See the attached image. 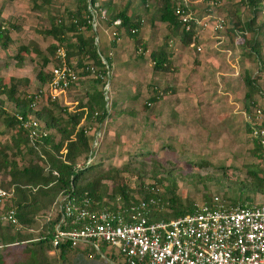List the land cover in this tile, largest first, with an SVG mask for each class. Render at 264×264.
<instances>
[{
    "label": "rangeland",
    "instance_id": "374dc122",
    "mask_svg": "<svg viewBox=\"0 0 264 264\" xmlns=\"http://www.w3.org/2000/svg\"><path fill=\"white\" fill-rule=\"evenodd\" d=\"M133 1L141 2L140 0H130L129 3L132 5ZM159 1L147 0L145 4L139 3L142 8L139 16L143 15L142 18L144 19L147 17L149 25L151 20L156 21L155 11L160 4ZM78 2V0H0V10L2 13V16L0 13V29L2 27L7 32L8 38L11 41L10 47L13 48L15 53L16 51L18 53L19 47L26 48V51L21 55V61L15 58L16 54L14 56L9 54L8 57H4L6 47L2 46L0 40V66L4 65L2 67L9 69L5 70L7 76L2 75L0 77L1 82H4L7 86L13 84L20 94H36L38 85L34 80V76L38 70L42 54H45L50 60L46 66L47 72L55 61L54 55L48 51V48L50 45H56L57 42L53 37L47 35L46 32L49 30L52 22L62 21L65 25H69L71 20L67 18L66 11L73 12ZM115 2L121 8L123 6L121 2H125V0H116ZM208 2L212 3V6L209 8H213L210 12L208 11V6L204 5L207 1L206 3H202L197 9L199 10L200 8L199 12L219 15V17L224 19L225 26L218 30L220 32L217 35L220 39L222 37L223 41V44H219V46H226L231 52L230 59L237 60L239 58L240 62L233 68L225 64L223 60L222 65L216 66L217 68L209 71L211 72V82L206 84L205 87H202L200 79L198 80V75L203 73L204 76L207 73L204 69L203 71H199L197 81L191 83L195 77L188 79L187 75L188 73L194 74V71L197 69L200 53L194 48L190 49L188 45L182 47L181 45L184 43L180 42L179 36L176 35L177 37L173 38V46L177 45L178 48L173 53H166L169 60L168 72L154 71L150 54L146 64L139 67L134 66L136 68H133L135 69L132 71L134 79L131 81L134 84L128 85V89L130 90L128 91V97H126L127 107L121 108L119 104V102L124 101L125 92L118 88L112 97L114 98L113 107L109 108L106 105L109 113L106 119L111 116V111H113L112 113L116 112V114L117 112L118 114H126L127 112L128 125L122 124L119 127L113 125L110 130H106V134L103 137L96 130L97 124H95V127L92 128L89 134L90 142L96 143L93 150L94 161L99 162L103 170L117 168L121 171L122 184L127 186L133 199L142 198V190L145 191L146 187L154 185L158 196L165 206L168 205L167 200L172 195L183 204L189 202L196 207L203 205L207 201H213L214 198L230 204L231 200H237L239 197V184L250 181L251 178L248 172L255 171L264 175L262 158L254 153V144L249 137L250 133L247 132L245 124L249 122L250 124L257 123L264 125V97L262 95L255 96V109H260L261 112L259 114L253 109L250 119H247L244 115L243 105L245 94L243 78L245 74L255 77L258 75V72H262V69H264V41L260 58L255 54H248L250 53L249 47L247 49L239 47L242 40L238 38L241 34L237 31L238 21L243 22L242 20L246 21L251 18V10L246 8L244 0H209ZM148 3L152 5H147ZM262 6L261 4L260 7ZM213 21H211L209 27L213 26ZM259 24L263 25L261 29L264 32L263 8L257 11L254 26H258ZM74 34L68 33L65 36L74 43ZM161 34L163 33L161 32ZM124 35L126 36V34ZM247 35L245 37L248 39L252 36L250 34ZM98 36L99 42H101L100 48L104 55L105 51L102 47L103 36L99 34ZM220 39L214 40L220 42ZM142 40L143 38L141 37L139 44H136L135 40H132L129 57L126 58L127 61L125 60L128 66L131 65L130 61L140 58L141 55L138 56L140 52L148 49L147 43L141 45ZM160 44H165L164 36H162ZM65 46H67V43H65ZM156 47L157 45L154 43L151 53L156 50H163L161 47ZM36 51H39V53ZM218 53L216 52V54ZM173 56H175V60L172 59ZM77 58L79 56L74 54L70 62L74 65L78 61ZM179 67L182 68L183 75L181 74L178 77L177 84L179 86L183 85L180 89L183 93L181 95L183 99L179 101L169 100L166 103V107H169L171 110L173 109L171 104L178 102L177 104L179 105H185L190 108L194 107L195 110L192 111L184 106L186 108L185 111L192 115L183 117L182 122L177 119L171 123V120L168 119H174L171 115L172 113H170L168 119L160 117V115L155 116L153 109L156 110V107L154 101L150 100V97H155L157 94H161L160 100L164 98V95L167 98L170 97L171 94H169L170 92L168 93L169 89L165 86L168 83H172V81H169V74H174V70H178ZM220 68L225 71L227 70L229 74L232 72L235 74L239 72V74L234 75L235 81H230L229 85L225 87L223 81L218 82L217 78H215L219 75ZM17 69L20 70L19 74L22 78H18V75L13 73L17 72ZM184 71H186V74H184ZM258 78V83L264 92V82L261 79L263 76L258 75ZM24 80H27V84L24 83ZM121 86L119 82V87L122 88ZM156 86H158L157 90ZM163 87L165 88L162 89ZM95 88L99 91L102 86L91 75L83 76L79 74L78 81L69 90L65 101H62L63 105H65V108H69L71 112L75 111L76 104L71 103L77 99L79 103L83 104L88 97L87 94H90L86 89L91 92ZM225 90L226 93L230 94V97L232 96L231 99L229 98L228 100L229 96L225 95ZM111 91L107 96V101L111 96ZM204 94H208L210 97L213 96L216 105L222 103L224 107L221 108L220 105L216 106L213 104L217 107V110H220L218 112H211L210 99H203L205 98ZM0 102L2 109L10 113V115L16 114V110L9 100L6 99L5 94L0 96ZM224 111L228 117L220 113ZM96 113H99L98 109H96ZM16 130L17 127L9 129V127L0 121V143H9L11 136ZM52 134L54 135L53 138L58 140V136L54 133ZM30 159V155H25L24 160L26 162ZM17 160L20 163H24L20 158H17ZM172 180H174L175 184L174 189L170 185ZM104 184L108 186L107 193L110 192L112 182L107 181ZM247 203L253 204V206L261 203L264 204V196L257 193ZM98 247V259L88 257L90 258L88 259L90 260L89 264L123 263L121 258L118 257L119 255L116 253V250H112L107 246L103 247L102 244H98ZM87 253L88 255L93 254ZM50 254L57 256L55 251H52ZM75 258L76 255H73L72 259Z\"/></svg>",
    "mask_w": 264,
    "mask_h": 264
},
{
    "label": "trees",
    "instance_id": "16d2710c",
    "mask_svg": "<svg viewBox=\"0 0 264 264\" xmlns=\"http://www.w3.org/2000/svg\"><path fill=\"white\" fill-rule=\"evenodd\" d=\"M78 1L73 12L66 11L69 20L76 18L75 23L65 25L60 21L52 22L50 25L46 34L53 37L57 44L50 45L48 51L55 56L57 47H64L69 62L74 54L80 55L82 58H79L78 63H74V70L78 75L90 76L89 72H85V68L92 67L96 72H104L105 67L98 54L95 38L84 39L80 34L81 29L88 30L89 27L85 26L87 1ZM95 1L97 0H91L92 3ZM140 1L143 4L147 3V0ZM244 1V4L251 10V18L245 22L238 21L237 31L241 33L239 37L242 39V48L247 49L249 47V54H255L260 58V42L257 35L263 25L254 26V24L257 11L261 9L260 5L264 0ZM159 2L155 18L161 23H166L168 31L172 35H178L180 41L185 45L196 42V34L193 30L195 25L192 24L189 30H184L183 24L174 15L175 1L160 0ZM111 18L112 20L118 18L121 21L119 27L123 29L124 34L135 40L136 44L140 43L137 33L142 25L141 19L132 20L124 11L115 12ZM68 33H75L73 36L74 43L65 36ZM247 34L252 35L251 38L245 37ZM0 40L3 47L11 42L4 28L0 29ZM24 51L26 48L21 47L15 58L21 61V55ZM151 59L154 71L168 72L169 60L165 52L156 50L151 53ZM49 61L46 55L42 54L38 70L35 73L36 80L41 84V87L47 85L51 79V74L46 70ZM87 61H91V63ZM96 81L102 85V88L99 91L93 89V93L87 94L88 97L83 104L77 101L75 111L72 112L60 106L58 100L51 102L48 100L39 108H33L31 103L35 94H20L13 84L7 86L0 81V96L5 94L6 99L16 110V114L10 115L0 105V121L9 129L17 127L9 143H0V186L14 189L10 207L14 209L15 216L24 229L42 225L38 232L21 233L0 222V264H71V262L72 264H89L90 260L88 259L90 258L88 257L98 259L99 252H89L93 254L88 255L87 251L77 250L69 245L52 247L53 228L58 221L55 210L62 198H75L76 200L89 198L92 212L102 208H108L110 211L116 208H129L136 205L139 200L149 201L152 197L153 199H160L162 202L154 185H149L145 191L142 190V198L133 199L127 186L122 184L121 171L117 168L103 170L97 161L86 164L93 156V145L89 138L91 127L82 125L81 119L85 116L88 121H96L98 124H102L109 115L104 103L106 98L105 83L100 79ZM24 83L27 84V80H24ZM243 83L245 87L244 111L246 116L251 117L252 110L256 106L255 96L262 95L264 97V92L258 83V75L253 77L245 74ZM158 98L159 94L150 97V100L156 102ZM144 108L146 109L145 106ZM96 109L99 111L97 115H95ZM18 115L24 118L33 116L38 122L45 125L49 131L48 135L40 136L35 140L29 139L17 120ZM245 124L247 132L250 133L253 125L249 122ZM52 133L58 136V140L53 138ZM252 142L254 153L263 160L264 146L259 141L252 140ZM26 153L31 156L28 162L24 160ZM17 158H20L24 163H20ZM248 174L251 179L247 183L241 182L239 184L237 200H231L230 204L221 200L226 209L251 207L253 204L250 205L247 201L252 200L257 193L264 196V175L255 171H250ZM107 181L112 182V189L108 193V186L104 184ZM170 185L172 189L175 188L174 180L170 182ZM167 203L168 205L165 206L162 202L163 206L159 211L150 210L146 215L148 222L169 221L183 217L187 213L191 214L198 208L189 202L183 204L174 195L167 200ZM203 205L211 207L213 201H207ZM50 212L52 213L50 220L48 222L43 221L41 217L47 216ZM102 246L106 247L104 244ZM52 251H55L57 256H52L50 254ZM73 255H76L75 259H72ZM118 257L123 262L122 257ZM122 264L126 263L123 262Z\"/></svg>",
    "mask_w": 264,
    "mask_h": 264
},
{
    "label": "built area",
    "instance_id": "2783aa9c",
    "mask_svg": "<svg viewBox=\"0 0 264 264\" xmlns=\"http://www.w3.org/2000/svg\"><path fill=\"white\" fill-rule=\"evenodd\" d=\"M85 1H87L85 26L94 30L99 20H106L109 13L98 0L93 3L91 0ZM174 1V15L179 18L184 30H189L192 24L200 27L207 25V20L212 14L206 13L204 17L198 19L190 7L191 0ZM76 21V18H73L71 23ZM214 21L213 32L224 28L225 22L222 17L217 16ZM111 22L118 27L121 25L118 18ZM114 34L112 31V35ZM54 60L48 70L51 74L50 82L38 89L32 98L33 108H37L43 96L50 102L66 97L71 87L78 81L79 75L75 72L73 64L67 61L64 47H57ZM104 67V72H96L92 67L85 68V72H89L96 80L104 81L107 98L110 72L105 65ZM255 110L260 114V109ZM246 118L250 119L249 116ZM17 120L31 140L49 133L45 125L33 116L24 118L18 115ZM251 124L253 128L249 137L264 146V125ZM91 144L94 150L96 143ZM93 161L94 154L86 164ZM262 163L264 165V159ZM13 196V188L0 186V222L9 225L16 232H38L41 224L29 229L22 227L14 209L10 207ZM90 206L89 198L76 200L66 197L59 201L55 210L58 221L53 228L51 242L53 248L69 245L77 250L98 253V244H104L116 250L126 264H264L262 203L251 207L226 209L222 201L214 198L211 207L201 205L191 214L155 223L148 222L146 215L150 210L159 211L163 205L160 199L153 197L149 201L139 200L136 205L129 208H116L112 211L102 208L92 212ZM51 215L50 212L41 218L48 222Z\"/></svg>",
    "mask_w": 264,
    "mask_h": 264
},
{
    "label": "crops",
    "instance_id": "0c3cea01",
    "mask_svg": "<svg viewBox=\"0 0 264 264\" xmlns=\"http://www.w3.org/2000/svg\"><path fill=\"white\" fill-rule=\"evenodd\" d=\"M115 1L116 0H98V2L104 8L107 9V11L109 13V17L106 20H99L98 26H96L94 30H91V29L82 30L81 29L80 30L81 31L80 34L82 35V37L84 39H86L88 37L89 38H91V37L95 38V44H96L97 49H98V54L102 58L103 66L105 65L108 68L109 72H110L109 91L107 93V96L109 95L112 87H113V89L111 91L112 93H111V96L108 99V101H107L108 97L106 98V103L104 102L105 105H107L109 108H111V106L113 107V99L114 98H112V97L115 94V90L118 88L119 90L125 92V93L122 92V93L125 94L124 95V97H125L124 101L123 102H119V104L121 105V108H123V107H127V98L126 97H128V91L130 90V89H128V85H133L134 84V82L131 81V80L134 79L132 71L135 70V69H133V68H136V67L142 66L143 64H146V61L149 58V56L151 54V51L153 49L152 45L155 43L157 45L156 48L161 47V49L166 51L165 53H168V52L169 53H173L175 51V49L178 48V46L177 45L173 46V40H174L173 38L177 37V36L176 35H172L171 32L168 31V29L166 27L167 26L166 23H161L160 21H158L156 19V21H154V20L152 21L151 20V23L149 25L147 23L148 19H146L147 18L146 16H145L146 17L145 19L142 18L143 15L139 16L140 13H141L140 11L142 10L141 4L139 5V3H141V2L133 1V4L131 5L129 3L130 0H125V2H121V4L123 6L121 8H119L118 3L115 2ZM206 1H207V3L206 2H198L197 0H191L190 7L194 11V14H195L196 18L200 19V18H202V17H204L206 15V12L202 13V12H199L200 8H199V10L197 9L199 6H201L202 3H206L204 5L208 6V10H209V7L212 6V4L208 2L209 0H206ZM261 4L264 6V2L263 1L261 2ZM147 5H152V4L148 3ZM263 6L261 7V9L262 8L264 9ZM246 8H248V7L246 6ZM211 9H213V8H211ZM117 11L118 12L124 11L126 13V15L129 18H131L132 20L141 19L142 26H140V28H139V35L138 36H139V39L141 37L143 38V40L141 42V45H144L145 43L148 44V49L146 51H142V52H140L138 54V56L141 55L140 58H135V61L128 60V61L131 62V65H129V66H128V63L125 62V60H126L127 57H129V52H130V50L132 48L131 42H132L133 39H131L130 37L125 36L124 32H123V29L121 27H118V26L112 24L111 16H112V14H114ZM0 13H1V10H0ZM1 16H2V13H1ZM217 16H219V15H215V14L214 15H210V18H209V20H207V25L205 27H200V26L196 25L195 29H194V32L196 34L195 35V41L196 42L192 43L191 45H188V47H190V49L194 48V49H196V51H199L200 55L198 56V61L199 62H198L197 69L196 70L194 69L195 70L194 74L193 73H188L187 78L191 79L192 77H195L191 81V83H194V81H197V75H198L199 71H201V70L203 71V69L206 70L207 73L204 75L205 78L203 76V73L201 75H198L199 76L198 80L200 79L199 81H200V84L202 85V87H205L206 84H209L211 82V78H210L211 72H209V71H211L213 68H217L219 65H222L221 64L222 62L225 61V64H227L228 66H232L233 68H234V66L236 64H238V62H240L239 58H238L239 60L238 59L237 60L236 59L235 60L234 59H230L231 52L228 50V48H226V46H224V45L222 47L219 46V44H223L222 43L223 42L222 41V37H221V39L219 37H217V35L219 34L218 32H220V31H214V32L211 31L212 30V26L209 27V25L211 24V21H213L214 18H216ZM242 21L245 22L244 20H242ZM214 22L215 21H213V26H214ZM261 28H262V26L260 27L258 35H257V38H258V40L260 42V51L262 49V44H263V41H264V32H263V30ZM98 29H99V31H98ZM112 31L115 32L114 35H112ZM161 32L163 34H161ZM215 32H217V33H215ZM98 34L100 36L101 35L103 36V45H102V47L104 48V51H105L104 55H103L102 50L100 48L101 42H99ZM162 36L165 37V44H160V42L162 40ZM213 38L216 39V40L220 39V42L215 41ZM238 38H240V37L238 36ZM179 41H180V39H179ZM10 44H11V42L6 45V49L4 51L5 52L4 53V57L5 56L8 57L9 54L13 55V56L15 54H17V51L15 53L13 48L10 47L11 46ZM161 45H163V46H161ZM183 45H181V46L182 47H186L187 46L185 44H183ZM239 47H242V41L240 42ZM19 49H20V47H19ZM210 49H212V50H210ZM36 52H38V51H36ZM127 52H128V55H127ZM216 52H219V53L216 54ZM78 56H79V58H82V57H80V55H78ZM222 57H224V59H222ZM79 58H77L78 61H79ZM169 59H170V57H169ZM172 59L175 60V56H173ZM78 61H76V62L78 63ZM87 62L91 63V61H87ZM3 64H4V62H3ZM2 66H4V65H2ZM2 66H0V77H2V75H4V76L6 75L7 76L5 70H9V69H7L5 67H2ZM134 66H136V67H134ZM181 69L182 68L179 67L178 70L177 69L174 70L175 71L174 74H172V73L169 74V79H170L169 81H172V83L171 84L168 83V85H166L165 87H167L169 89L168 93L170 92L169 93V94H171L170 97L167 98V96L164 95V98L160 100V98H161L160 96L161 95L159 94V98L157 99L156 102H154L156 110L153 109L154 110L153 113H155V116L157 117V116L160 115V117L162 116V117H165V118L168 119L170 117L169 116L170 113H172L171 115H172V117L174 119L173 120H172V118L168 119V120H171V123L173 121L175 122L177 119H179L182 122V120H183L182 118L183 117H188L189 115H192V114H189V112L185 111V109H186L185 107H187L188 109H190L192 111L195 110L194 107L190 108V107L185 106V105H179V104H177L178 102H175V103L171 104L172 107H173V109H171V110L169 109V107H166V103H168L169 100L170 101L171 100L172 101H179V100L183 99V97L181 96L183 93L180 90L183 87V85L179 86L177 84L178 77L181 74L183 75V72L181 71ZM220 70L221 71H219V73H218L219 75L217 77H215V78H217L216 80H218V82L219 81L220 82L223 81V84H225V87L227 85H229L230 81H235L234 80V75H238L239 74V72H236V74L233 73V72L229 74V72L227 70L225 71V70H222L221 68H220ZM262 70H263L262 72H258V75L259 76H263V78H261V79L264 82V69H262ZM19 72H20V70L17 69V72L15 71L13 73L18 75L17 76L18 78L19 77L22 78V76L19 74ZM184 74H186V71H184ZM16 75H12V76H16ZM26 77H28V76H26ZM113 78H114V80H113ZM34 80L36 81V84L38 85V88L41 87V84L36 80V75L34 76ZM119 82L121 83V85H122L121 87L122 88L119 87ZM31 83H30V86H31ZM157 87L158 86H156V90L158 89ZM165 87H163L162 89H164ZM87 89H86V91L89 92V93H93V91H94L92 89L91 92H90V90H87ZM95 89H97V88H95ZM204 95H205V98H203V99H210L209 103H210L211 112H218L220 110V109L217 110L216 106L220 105L221 108L224 107L222 105V103L216 105V102H215L213 96L210 97L208 94H204ZM225 95L229 96L228 100H229V98L230 99L232 98V96L230 97V94L228 92L226 93V90H225ZM44 97L45 96L41 97V100L37 104V108H39L40 105H42L46 101H48ZM65 98H67V95H66V97L60 98L58 100L59 101L58 102L59 105L62 106L63 108H65V105H63L64 103L62 101H65ZM76 103H77V99L74 102H72L71 104H76ZM213 104L216 105V106H214ZM164 106H165V108H164ZM66 109H68V111H70L69 108H66ZM212 109H214V110L212 111ZM112 112L113 111H111V116L108 119H105L102 124H98L96 121H94V122L93 121L92 122L88 121L85 116H83V118L81 119V124L82 125H89L91 127V131H92V128L95 127V124H97L96 130L99 133H101L103 135V137H104V134H106V130H110L111 126H113V125H117L118 127L120 125H122V124L128 125V121L129 120H128V113L127 112H126V114H124V113L118 114V112L116 114V112H114V113H112ZM220 113H222L223 115L228 117V115H227V113L225 111L224 112H220ZM244 113H245V111H244ZM100 114H102V111H100ZM167 125H169V124H167Z\"/></svg>",
    "mask_w": 264,
    "mask_h": 264
}]
</instances>
